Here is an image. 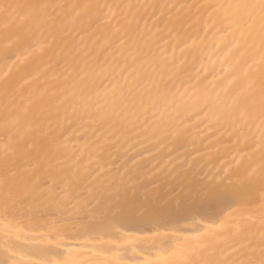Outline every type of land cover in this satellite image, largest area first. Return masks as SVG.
I'll use <instances>...</instances> for the list:
<instances>
[{
    "label": "bare ground",
    "instance_id": "6f19581e",
    "mask_svg": "<svg viewBox=\"0 0 264 264\" xmlns=\"http://www.w3.org/2000/svg\"><path fill=\"white\" fill-rule=\"evenodd\" d=\"M260 2L0 0V160L7 154L37 194L5 210L0 188L1 264H43L57 243L70 264L259 260ZM227 171L247 177L244 195L209 212L208 204L152 217L78 212L84 203L104 208L102 183L127 189L115 199L140 200L179 176L216 182ZM144 220L151 234L130 231ZM247 239L253 250L241 248Z\"/></svg>",
    "mask_w": 264,
    "mask_h": 264
},
{
    "label": "snow or ice",
    "instance_id": "6c2138e0",
    "mask_svg": "<svg viewBox=\"0 0 264 264\" xmlns=\"http://www.w3.org/2000/svg\"><path fill=\"white\" fill-rule=\"evenodd\" d=\"M16 7L32 9L36 6L17 5ZM229 7L246 9L255 7V5L236 4L230 5ZM259 8L261 13V38L264 41V0H261ZM22 19L27 22L30 19V14L24 15ZM246 22L250 24L251 18ZM182 74L181 69H176L174 72V76L177 79L181 78ZM167 87V83L163 81L155 85L158 92L167 89ZM261 91L264 94V84H262ZM241 103H243L242 99L237 102V105ZM0 170L3 172V176L0 177V188L3 189L2 194L5 200V210H7L9 201L13 204L24 205L36 197L37 194L27 186L24 171L7 154L0 160ZM262 174H264V167H262ZM246 179L247 177H242L238 173H232L231 171L225 172L216 182H203L187 176H179L175 184L164 187L154 186L152 190L145 191L143 198L140 200L115 199L114 196H118L120 191L126 192L127 189L122 188L116 193H112L102 183L99 186V191L103 197L104 208L101 209L100 207L101 201H98L97 205L91 207L88 203H84L80 205L78 212L83 214L84 217L95 215L98 211L102 210L152 217L169 212L181 211L192 205L211 204L230 196H242L244 195ZM69 226L74 225L70 223ZM81 226L84 225L82 224ZM240 243L242 249L253 250L252 240H242ZM202 264H264V239L261 240L260 244L259 260L250 256L243 260H209L202 262Z\"/></svg>",
    "mask_w": 264,
    "mask_h": 264
},
{
    "label": "rangeland",
    "instance_id": "374dc122",
    "mask_svg": "<svg viewBox=\"0 0 264 264\" xmlns=\"http://www.w3.org/2000/svg\"><path fill=\"white\" fill-rule=\"evenodd\" d=\"M211 204H212V203H211ZM205 205H206V204H205ZM205 205H204V211H205V209H206L205 207L207 206L206 211L209 212L210 210H208V206H210V205H209V204L206 205V206H205ZM211 206H212V205H211ZM211 209H212V208H211ZM201 218H203V217H201ZM201 220H202V219H201ZM144 221L146 222V224H144L145 222H144V223L141 222L142 225L138 223L139 225L135 226L136 228H134V227L132 228V227H131V229H133V230L130 229V231H131V232L133 231V233H137L138 230H139V232H138V233H140L139 235H142V234H141L142 232H145V234H147V233L149 234V233L152 231V225L150 224L151 222L147 223L148 220H144ZM195 222H196V221H195ZM197 222H198V224H197ZM197 222H196V224L199 226V224H200L199 222H200V221H197ZM210 223H214V222H213V221H210ZM166 226H167V224L165 225V227L163 226V228L165 229ZM198 226H196V227L198 228ZM147 227H148V228H147ZM185 227H186V226H185ZM143 228H144V229H143ZM187 228H188V227H187ZM134 229H135V231H134ZM136 229H137V230H136ZM185 229H186V228H185ZM185 229H184V231H187V229H186V230H185ZM140 230H141L142 232H141ZM166 230H168V229H166ZM164 231H165V230H164ZM138 233H137V234H138ZM143 234H144V233H143ZM145 234H144V235H145ZM148 234H147V235H148ZM150 234H151V233H150ZM68 242H69V241H68ZM50 243H52V242H50ZM54 243H57V242H54ZM57 244H58V243H57ZM57 244L55 245L56 247H55V246H53V247L51 246V247H52V249H53V248H56L57 251H55V249H53V251H55L54 254H56V255H55L56 257L59 256V257L61 258V260H60V259H57L55 256L53 257V256L51 255L52 257L50 256L48 259H46V261H48L49 264H56L57 262H54V261H58V260H59L60 263H61V261H62V263H63V260H64V263H65V264H66L67 261H68L69 264H70V261H69V260L72 261V257H71V255H70V254L67 255L68 253H67V254L63 253L62 250L59 251V247H60L59 244H61V243H59L58 245H57ZM70 245L72 246V244H70ZM68 246H69V245H68ZM71 246H69V247H71ZM59 252H60V253H59ZM52 254H53V252H52ZM59 254H60V255H59ZM63 255H65V258L63 257ZM67 256L70 257L69 260H65ZM55 258H56V260H54ZM62 258H64V259H62ZM49 259H50V260H49ZM46 261L44 260V263H43V264H46ZM50 262H51V263H50ZM53 262H54V263H53ZM72 263H73V261H72ZM0 264H1V263H0ZM4 264H5V263H4ZM58 264H59V263H58Z\"/></svg>",
    "mask_w": 264,
    "mask_h": 264
}]
</instances>
